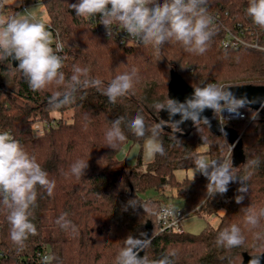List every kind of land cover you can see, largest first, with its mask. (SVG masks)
Returning a JSON list of instances; mask_svg holds the SVG:
<instances>
[{
    "label": "trees",
    "instance_id": "obj_1",
    "mask_svg": "<svg viewBox=\"0 0 264 264\" xmlns=\"http://www.w3.org/2000/svg\"><path fill=\"white\" fill-rule=\"evenodd\" d=\"M19 1L20 6L13 5L14 15L25 7L46 6L49 24L45 26L52 32V46L57 38L63 44L60 55L65 84L53 82L33 91L16 68L18 64L14 65L10 58L0 61V131L13 134L48 173V178L55 181L51 196L43 188H37L31 218L37 234L29 236L22 251L10 239L8 210L0 204V247L8 255L0 264H44L45 254L51 258L48 264H116L126 238L146 237L149 225L152 234L143 247L148 261L168 255L172 264H241L245 254L264 252V241L254 238V233H264V218L256 228L244 222L247 209L264 208V115L259 111L246 106L241 110L248 119L222 123L241 136L245 158L235 167L237 175L248 176L246 193L237 191L239 183H230L226 194L209 198L208 181L199 172L182 180L176 177L177 170L195 169L194 157L198 155L231 162L229 138L213 132L203 122L194 124L188 135L162 128L159 139L165 154H157L146 170L142 169L141 156L136 166L121 164L117 157L125 144L142 145L149 134L135 136L127 126L128 121L139 113L149 130L158 123L161 111L154 105L170 97L173 75L182 77L194 88L207 83L223 87L264 85V51L249 46L225 47L222 43L226 28L235 27L238 21L244 27L256 29L264 43V29L246 15L248 0H208L210 16L216 10L223 13L203 54L186 51L176 41L166 42L159 51L150 44L125 46L93 30L87 17H77L70 4L78 0ZM10 6L0 0V14L6 13ZM75 67L88 68L89 77L100 79L105 88L117 75L133 68L138 76L133 89L115 103H110L101 90L87 88L76 92L74 103L55 108L49 103L50 97L66 91ZM214 115L220 121L219 112ZM119 117H124L121 128L126 140L113 149L105 134ZM37 122H46L41 133L34 130ZM254 159L258 164L249 166ZM78 160L88 162L85 174L80 177L71 172V165ZM166 186L178 189L185 213L198 212L207 219L224 210L219 224H208L198 234L161 231L157 218L162 203L158 197L144 194L149 190L160 192ZM239 195L243 200L238 204L235 198ZM132 199L137 201L136 206L125 211V205ZM63 213L76 226V232L56 224ZM232 224L240 226L244 245L230 250L217 247V235ZM173 251L175 257L169 255Z\"/></svg>",
    "mask_w": 264,
    "mask_h": 264
},
{
    "label": "clouds",
    "instance_id": "obj_2",
    "mask_svg": "<svg viewBox=\"0 0 264 264\" xmlns=\"http://www.w3.org/2000/svg\"><path fill=\"white\" fill-rule=\"evenodd\" d=\"M77 17H92L99 15L107 34L114 22L123 26L127 35L137 39L144 45H153L157 51L169 41L182 44L189 52L203 54L214 35V18L208 14V0H78L70 4ZM246 15L252 22L264 29V0H248ZM52 32L43 23L34 22L33 18L24 15H14L7 20L0 19V61L9 58L18 61V68L33 91L44 89L47 85L65 84V74L61 71L63 57L58 55L63 51V44L57 42L52 46ZM138 76L137 69L117 75L105 88L100 79L90 78L88 68H74V74L63 93L57 92L50 97L49 103L55 108L75 102V94L81 89L96 88L107 96L110 103L126 96L134 87ZM249 101L246 96L237 97L228 87L215 83H207L193 88L190 96L183 101L168 97L166 102H157L154 107L167 113L168 119L154 124L149 130L144 117L139 113L127 126L137 137H145V155L151 159L157 154L164 155L165 149L159 136L161 129L171 127L174 132H181V125L191 121L193 124H204L211 127L210 119L204 115L206 111L226 113L229 118H243L240 109L245 108ZM179 119H176V117ZM124 117L112 121L106 132L108 145L115 149L119 143L126 140L121 125ZM219 131L227 137L224 128ZM205 139L206 138H202ZM258 160L249 161V166H255ZM194 173L199 172L208 183L206 195L214 198L228 191L230 183H239L238 192L246 193L245 181L248 176L237 175L238 168L228 159L209 160L203 155L194 157ZM88 168V162L76 161L71 165V172L77 177L83 176ZM250 175V174H249ZM46 190L48 196L53 194L55 181L48 178V173L41 167L34 156H30L23 146L8 131L0 132V204L7 210V222L10 225V239L22 251L29 236L37 234L36 225L32 222V209L37 201V188ZM241 203L243 196L235 198ZM137 201L132 199L125 205L135 207ZM141 207H144L141 205ZM144 211H148L144 207ZM167 209L165 213L167 214ZM63 213L57 220L62 229L69 228L76 232V226ZM264 218V208L245 212L244 222L250 228H256ZM257 241H264V233H254ZM217 247L233 249L245 243L240 226L232 224L219 232L215 241ZM144 241L138 237H128L125 246L116 256V264H172L168 255L158 260L148 261L141 257L139 250L143 249ZM169 255L176 256L173 251ZM51 258L43 257L44 264ZM249 264H264V255L252 256Z\"/></svg>",
    "mask_w": 264,
    "mask_h": 264
},
{
    "label": "built area",
    "instance_id": "obj_3",
    "mask_svg": "<svg viewBox=\"0 0 264 264\" xmlns=\"http://www.w3.org/2000/svg\"><path fill=\"white\" fill-rule=\"evenodd\" d=\"M26 8V7H25ZM222 11L216 10L211 16L214 18V25L218 24L222 18ZM225 13L228 15L229 11L226 10ZM88 22L90 23V27L97 31L105 34L107 37H113L118 40L121 44L128 47H137L141 43L138 42L137 39L127 35L123 26L117 22H114L110 28V35L107 34L105 27L100 24L99 15L87 17ZM62 43L58 38L55 41L56 43ZM223 45L225 47H240V46H249L252 48H256L264 51V43L262 42V38L259 32L254 29L252 26L244 27L242 22H236L235 27H227L226 28V37L223 40ZM55 45L53 48L55 49ZM61 52L58 53L60 55ZM243 113V118H235L231 119L228 117L226 113L219 112V119L221 123L232 122L238 120L248 119V115L245 111L241 110ZM46 122H37L34 125V130L36 133H41L44 130ZM1 132V131H0ZM13 135V134H12ZM167 214L165 213V210ZM187 213H185L182 208H175L173 205L169 203H162L161 209L158 214V223L160 225V230H175L177 232L184 231L182 229L183 220ZM39 254H43L39 252ZM45 256L50 257L49 254H45ZM7 253L0 247V261L7 259Z\"/></svg>",
    "mask_w": 264,
    "mask_h": 264
},
{
    "label": "rangeland",
    "instance_id": "obj_4",
    "mask_svg": "<svg viewBox=\"0 0 264 264\" xmlns=\"http://www.w3.org/2000/svg\"><path fill=\"white\" fill-rule=\"evenodd\" d=\"M7 3L11 4L10 9L6 13L0 14V19L7 20L9 17L14 16L13 5L20 6L19 0H5ZM30 16L33 18L34 22L43 23L48 27L49 24V15L47 8L44 4H36L27 8H22L18 11L16 15ZM53 38V36H52ZM54 41V39H53ZM69 114H65V117H68ZM145 143V142H144ZM144 143L141 145L139 143L128 142L125 144L122 149L119 151L117 157L120 160L121 164H128L130 166H136L141 156L143 162L142 169L146 170L150 162L154 160V157L149 159L144 152ZM206 146H201L202 149H205ZM208 159V156H205ZM176 177L179 180H182L186 176L193 177L198 172L194 173V169L191 170H177L175 172ZM145 197L155 196L158 197L161 203H169L175 208H181L183 200L178 198V189L171 186H166L160 189V192L155 190H149L144 194ZM224 213V210H221L218 215L210 216L205 219L200 216L198 212H189L186 214L182 229L186 232L198 234L200 233L206 225L211 224L217 226L221 220V215Z\"/></svg>",
    "mask_w": 264,
    "mask_h": 264
},
{
    "label": "water",
    "instance_id": "obj_5",
    "mask_svg": "<svg viewBox=\"0 0 264 264\" xmlns=\"http://www.w3.org/2000/svg\"><path fill=\"white\" fill-rule=\"evenodd\" d=\"M13 64L17 65L18 61L13 60ZM225 87L230 88L237 97L246 96L249 101L247 107H250L256 111H259L262 115H264V85L242 84V85H227ZM193 88L194 87L190 85L188 82H186L182 77L178 75H173L171 82L169 84V96L170 98H175L180 101H183L186 97L192 94ZM204 115L210 119L211 127L209 128L213 132L221 133L219 131L220 128H224L227 131L228 133L227 137L229 138L232 144L231 145V153H232L231 162L233 163L234 167L240 164L245 158L241 136L233 128L227 125H223L220 121H218L212 111H206ZM161 118L167 120L168 119L167 113L164 111H161L160 118H158V122L161 120ZM176 119H179V117L177 116ZM193 125L194 124L191 121L185 122L184 124L180 126L182 131L179 133L188 135L191 132ZM164 129L173 131L171 127H164ZM151 234H152V226L149 225V231H148L147 236L144 238H140L141 240L144 241V244H145V241L149 239ZM139 255L141 257H144V249L139 250ZM256 255H264V252L253 254V255L245 254L244 260L241 264H249V259L252 256H256Z\"/></svg>",
    "mask_w": 264,
    "mask_h": 264
}]
</instances>
